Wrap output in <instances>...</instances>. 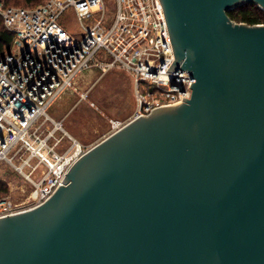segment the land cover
<instances>
[{"label": "water", "instance_id": "obj_1", "mask_svg": "<svg viewBox=\"0 0 264 264\" xmlns=\"http://www.w3.org/2000/svg\"><path fill=\"white\" fill-rule=\"evenodd\" d=\"M190 99L80 156L43 203L0 217V264H264V0H161Z\"/></svg>", "mask_w": 264, "mask_h": 264}, {"label": "built area", "instance_id": "obj_2", "mask_svg": "<svg viewBox=\"0 0 264 264\" xmlns=\"http://www.w3.org/2000/svg\"><path fill=\"white\" fill-rule=\"evenodd\" d=\"M112 1L113 16L106 0H45L35 7L0 0L3 24L13 34L11 47L0 52V164L13 166L35 188L30 206L0 198V217L43 203L87 152L77 141L62 146L64 137L56 138L48 125L62 129L48 110L84 72L119 68L130 74L131 121L191 98L192 74L180 66L168 71L176 55L162 1ZM69 11L83 29L80 40L59 23Z\"/></svg>", "mask_w": 264, "mask_h": 264}, {"label": "rangeland", "instance_id": "obj_3", "mask_svg": "<svg viewBox=\"0 0 264 264\" xmlns=\"http://www.w3.org/2000/svg\"><path fill=\"white\" fill-rule=\"evenodd\" d=\"M106 9L113 16L115 3L106 0ZM59 23L75 39L83 37V29L70 11ZM92 102L96 106H92ZM135 108L134 83L129 73L119 68L107 73L93 69L84 72L75 88L64 92L48 110L57 122H61L62 129L50 121L48 125L55 131L56 138L64 137L62 146H72L77 141L88 151L130 122ZM0 181L6 186L1 192L2 198L18 205L33 203L34 186L10 164H0Z\"/></svg>", "mask_w": 264, "mask_h": 264}, {"label": "trees", "instance_id": "obj_4", "mask_svg": "<svg viewBox=\"0 0 264 264\" xmlns=\"http://www.w3.org/2000/svg\"><path fill=\"white\" fill-rule=\"evenodd\" d=\"M7 6H24L35 7L45 0H3ZM228 16L231 20L238 23H245L247 25L264 24V9L260 8L255 3H245L241 6L230 10ZM13 41V34L9 32L2 21L0 16V52L8 50L11 47ZM0 181V198L4 197L1 193L6 190V186Z\"/></svg>", "mask_w": 264, "mask_h": 264}, {"label": "bare ground", "instance_id": "obj_5", "mask_svg": "<svg viewBox=\"0 0 264 264\" xmlns=\"http://www.w3.org/2000/svg\"><path fill=\"white\" fill-rule=\"evenodd\" d=\"M80 145V144H79ZM79 147V146H78Z\"/></svg>", "mask_w": 264, "mask_h": 264}]
</instances>
